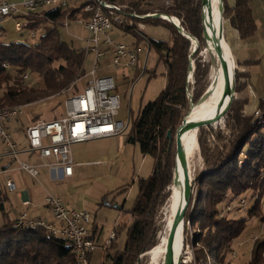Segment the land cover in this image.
<instances>
[{"label":"trees","instance_id":"obj_1","mask_svg":"<svg viewBox=\"0 0 264 264\" xmlns=\"http://www.w3.org/2000/svg\"><path fill=\"white\" fill-rule=\"evenodd\" d=\"M103 1L123 5L128 12L137 15L153 13L146 9L151 0ZM163 1L170 5L162 6L157 13L172 17L178 24L179 19L183 30L193 36L199 46L202 44V35L200 55L202 62L208 63V87L218 68L219 59L206 32L204 12L202 9L200 11L201 0ZM222 5L223 18L238 31L241 39L254 34L255 24L248 0H236L233 9L226 6L225 0H222ZM67 12H70L68 17L71 21L78 17L86 20L90 16L71 6L66 10H43L37 14L39 16L26 19L27 31L37 29L41 23H49L42 35L8 44L0 41V110L34 105L59 96L82 76L83 50L62 42L58 35L57 26L61 25ZM134 21L144 25L161 24L168 29L169 43L146 37L147 43H144L146 50L155 51L158 62L164 65L166 83L157 98L146 103L137 117L128 123L125 141L137 145L141 155L152 159V173L146 179L138 178L136 198L128 213L129 221L121 228L125 234L122 248H118V234L115 233L114 240L102 250L100 264H137L141 255L151 251L160 238H166L172 211L170 194L173 190L171 182L174 168L166 134L169 131L173 139L176 129L189 111V103L198 101L205 91L197 88L189 98V54L191 46H196L195 40L192 39L190 43L170 23L160 18ZM134 29L127 27L120 30L132 35L136 44L142 43L139 35L143 34ZM191 59H195L194 56ZM199 70L196 60L192 73L193 85L199 82ZM135 71L137 74L142 73V69ZM145 71L144 68L143 73ZM245 75L235 70V95L240 89L239 79ZM65 98H56L58 104ZM242 105L243 102L234 96L226 115L229 134L226 137L210 134L207 148L202 143L205 129L197 131V143L201 147L206 169L197 176L198 186L190 217L197 231L193 233L194 244L201 245L196 250L194 264H232V245L252 218L260 222L263 233L253 241L249 258L244 264H264V115L260 112L264 111V104L257 111L260 114L258 119L255 118L257 113L250 117L243 116ZM221 109L222 106L200 120L215 117ZM219 125L221 123H216L213 127ZM212 128L208 127L209 130ZM6 189V186L0 188V211L3 212ZM240 199L246 201L243 211L239 210L238 203L234 206L230 204ZM167 201L165 231L157 239L159 226H156L155 218ZM236 211L243 213L241 216L231 215ZM3 214L6 216L5 212ZM14 222H5L0 226V264H80L67 239L53 236L43 228L16 229L13 227ZM91 255L87 264L91 262Z\"/></svg>","mask_w":264,"mask_h":264},{"label":"built area","instance_id":"obj_2","mask_svg":"<svg viewBox=\"0 0 264 264\" xmlns=\"http://www.w3.org/2000/svg\"><path fill=\"white\" fill-rule=\"evenodd\" d=\"M70 6L90 14L86 20L78 17L73 21L86 31V38L79 41L83 45L82 50L85 55L93 54V64L85 74L88 79L85 86L78 92L66 95L63 116L50 121H35L25 128L24 136L28 144V152L39 160L38 164L32 165L18 160L15 145L4 128L5 122L21 116L23 109L16 107L11 111L0 113V140L9 149V159L16 162L14 170L25 172L33 178L38 175L39 168H46L60 179L71 177L74 165L71 147L74 144L116 136L127 129L129 119L126 122L117 119L120 98L115 93L116 79L111 75H98L100 69L98 60L110 51L112 67L121 74L122 78H127L124 72L129 69H141L140 55L146 48L144 43H147L145 36L138 34L142 38V46L127 45L113 39L110 32L112 28L134 27V31L140 33L144 26L135 23L134 20L154 14L137 15L128 12L123 5L109 4L105 1L104 9H97V6L89 7L88 0H21L20 3L0 1V21L11 19L14 30L21 33L27 30V18L37 17L39 16L37 14L43 10H66ZM69 15L70 12H67L62 23L66 30L69 27ZM34 36L33 31H28V38L32 39ZM5 186L9 191L14 189L11 181H7ZM27 204V201L22 202V205ZM43 204L49 210L50 219H31L22 213L15 220L13 227L18 229L19 225H39L53 236L67 239L77 259H80V264H87L89 255L96 249L92 212L86 209L80 211L67 209L60 198L53 196H46ZM243 206H245L244 199H240L238 202L240 211H243ZM114 238L115 234L111 233L102 249H106Z\"/></svg>","mask_w":264,"mask_h":264},{"label":"crops","instance_id":"obj_3","mask_svg":"<svg viewBox=\"0 0 264 264\" xmlns=\"http://www.w3.org/2000/svg\"><path fill=\"white\" fill-rule=\"evenodd\" d=\"M0 1L11 3L21 2V0ZM235 1L236 0H225L226 6L229 9H233ZM251 1L252 0H248V7L255 24V32L252 36L241 39L238 31L232 28L228 21L226 26L223 27V35L228 54L230 51L229 58L233 60L237 72L246 74V77H241L239 79L240 89L235 95L237 99L243 102L241 113L246 117L254 115L255 112L260 110V106L264 104V8L259 4L251 6ZM260 2L264 4L263 0H260ZM0 27L2 29L1 41L4 44L20 40H10L16 33L20 38L22 37L23 32L20 33L14 30L11 19L1 20ZM115 29L118 30L120 35H123L120 29ZM24 32H26V30ZM129 37L132 41L129 45L142 46V43L136 44V39L132 35ZM102 58L103 61L106 62L107 60L109 63L106 62L107 68L112 66V54L110 51ZM99 70L97 72L98 74ZM124 73L127 74L128 70ZM116 76L120 77L117 78L118 80L124 79L121 77V74H118L115 70V77ZM87 80L88 79H86V82ZM58 102V99L50 98L34 105H24L21 116V118L23 117L22 119L19 118V120L15 119L5 122V131L11 142L15 145L18 160L25 161L32 165L39 163V160L28 152V144L24 136V130L35 121H50L61 117L62 112H60V107H62L61 105L63 102L61 104H58ZM118 137L117 135L74 144L71 147V157L74 164L72 175L64 179L57 178L55 173L48 171L46 168H39L38 175L35 178L29 176L25 172L14 170L16 162L9 159V149L7 145L0 140V188L4 189L7 181H11L14 184V189L12 191L6 189L5 193L6 199L3 205L4 212L6 213V222L16 220L22 213H25L27 217L31 219H50L49 210L44 206L43 200L46 196H56L60 193V185H56L59 183H65L67 185L69 182L72 186L77 185L83 188L82 190H78V197H80L79 201L75 203L72 207L73 209L70 210L80 211L86 209L93 213L95 210L99 211L100 208L105 205L104 202H108L109 198L112 199L107 205V208L111 209L112 205L116 202V197H113L118 194L116 188L122 186L127 180L122 178L120 174L116 176H114V174L112 177L102 175L104 168L109 167L111 172L114 168L112 161L120 156L121 153L127 149V146H130V144L125 141V138L119 140ZM112 143H115L117 146V149L113 151L117 152L114 155H112V151L108 153V147L112 145ZM141 156L142 160L146 157L143 155ZM117 176H120L118 182L112 183L111 181ZM62 186L65 185H61V187ZM23 201H27L28 204L22 205ZM64 206L66 207L65 204ZM118 206L120 207L117 209L115 208L116 210L112 218L113 225L118 224V226L117 229H113L109 233L108 237L111 233H116L118 234L119 240L123 233L121 230L122 226L129 221V210L124 207L123 203ZM10 212L13 214L11 219L9 218ZM100 231V224L93 214V237L96 244L102 236Z\"/></svg>","mask_w":264,"mask_h":264},{"label":"rangeland","instance_id":"obj_4","mask_svg":"<svg viewBox=\"0 0 264 264\" xmlns=\"http://www.w3.org/2000/svg\"><path fill=\"white\" fill-rule=\"evenodd\" d=\"M264 1V0H263ZM79 3H81L79 1ZM255 4H259L261 7L264 8V4L260 2V0H252L250 2L251 6H255ZM170 5L169 2L163 1V0H151L148 2V6L146 9L150 12L157 13L158 10L164 6L168 7ZM200 11H201V4H200ZM160 14V13H158ZM163 15V14H161ZM172 18V17H171ZM177 19V18H176ZM220 20L219 15L217 16V22ZM22 22V20L20 19ZM64 21V19H63ZM62 21V23H63ZM179 22H181L178 19ZM171 22V21H170ZM200 22H201V12H200ZM58 25V35L59 39L70 45L73 46L75 49H82L83 45L80 43L79 39L86 38V31L82 26H78L74 23V21L69 20V28L66 30L63 25ZM172 23V22H171ZM170 23V24H171ZM227 20L223 18V5H222V24L223 27L226 26ZM142 24V23H141ZM49 23H41L40 26L33 30L35 36L33 38H37L38 36L42 35L44 33V28L49 26ZM144 26L143 30H140V33L143 34L146 38L153 40V41H160V42H170V33L167 28L163 27L161 24H142ZM172 26V25H171ZM123 35H120L118 33V30L115 28H112L110 35L113 39L119 40L120 42L129 45L132 41L130 39V35L122 33ZM2 38V37H1ZM0 38V39H1ZM25 40L28 39V31L22 33V37L20 38L19 35L16 33L14 34L13 37L10 38V40ZM31 39V38H30ZM201 41L202 44L198 48V53L194 54V58L192 59L193 62V71L195 69V61L197 60L200 70L198 71V78L199 82L197 85H193V74H191L190 79L187 80V82L190 83V90H189V98L191 99V92L193 90L199 89V91L206 90V87L209 83L208 80V63H203L202 62V57L200 55L201 49L203 47V38L201 35ZM140 44V43H138ZM230 54V51H229ZM228 54V55H229ZM142 55V54H141ZM140 55V62H141V69L145 67V73L141 75V73H136L137 71L133 69H129L127 73V78L118 80L117 78H120L119 76L115 77V70L112 66H109L108 68L106 67V62L103 61V58H100L98 60L100 70L98 75H111L116 78V91L115 93L119 96L120 98V110L119 114L117 116V119L121 121H127L129 119V122L133 121L140 109L148 102L154 101L159 93L163 90L166 79H165V68L162 62H158V55L155 53V51L150 50L147 51L146 48L144 49L143 55ZM147 55V57H146ZM231 56V55H230ZM108 63V62H107ZM93 64V54L88 53L84 54V62H83V69L86 71H83L82 76H80L77 80L73 82V84L63 92L59 94V96H66L70 95L74 92H78L84 87V84L86 82V77L85 73H87ZM109 64V63H108ZM193 71L191 73H193ZM140 74V75H139ZM26 78V76H24ZM59 96H54L51 98H59ZM61 99V97H60ZM193 102V101H192ZM197 102V101H196ZM196 102H193L196 104ZM190 105V103H189ZM60 107V112H62V116L65 113V108L64 106V101L63 104ZM17 107V106H16ZM260 111V110H259ZM262 113V116L264 115V111H260ZM22 116V115H21ZM19 116V118H21ZM23 118V117H22ZM21 118V119H22ZM255 118H260L259 112H257ZM262 118V117H261ZM261 120V119H260ZM206 131L205 136L202 137V143L204 148H207L208 144V139L211 138L210 134H213L214 136L216 135H221L222 137H226L227 134H229L228 129L226 128V117L224 118L223 122L221 125L218 127H213L211 130L208 128H204ZM129 131L125 130L123 133L118 134V139H124ZM197 134V132H196ZM117 136V135H116ZM222 142L224 141V138L221 139ZM122 141V140H121ZM207 143V144H206ZM198 150L195 152L191 158L188 159V167H189V173H190V178H192L195 181L194 185V197L193 201L189 204L185 216H184V226H183V252L181 254V262L184 264H194V259H195V253L196 250L201 248V245H196L194 244V238H193V233L197 232L195 228L193 227L192 222L190 221V217L193 211V206H194V199H195V193L197 190V176L204 172L206 167L204 166L203 163V158L201 155V147L199 143H197ZM119 147V145H118ZM117 149V146L115 143H112L108 147V153L112 151V155L116 154L117 152H113L114 150ZM174 142L171 145V153L173 154V162H174ZM113 169L109 170L108 168H104V172L102 175L104 176H111L114 175H121L122 178H125L126 182L120 186L119 188H116L118 191V194L114 196L113 198L116 197V202L112 205V208H107V205L109 204L110 200L112 198L108 199V202L105 201L103 207L100 208L99 211H93L92 214L96 216L97 222L100 224L102 236L100 240L96 244V249L91 255V262L90 264H100L102 261V253L104 249H102L103 242L104 240L108 237L109 233L113 229H117L118 224L113 225V215L115 210L120 207L118 205L124 204V207L127 208L128 210L131 209L133 206V203L136 198L137 194V181L138 177L142 179L148 178L151 173H152V164L153 161L150 157H144L142 160V156L140 154V151L138 149L137 145H130L127 146V149L123 153H121L120 156H118L116 159L113 161ZM113 176V177H114ZM92 177V176H91ZM96 177V176H95ZM120 176H117L112 180L111 182H118V179ZM101 179V178H100ZM56 185H60V193H58L56 196L53 195V197L60 198L63 202V204L66 205L67 209H73V205L79 201L78 197V190H82L83 188L77 185H73L71 183H59ZM61 185H65L62 186ZM175 195V193H173ZM172 195V196H173ZM173 199V198H172ZM239 202V201H238ZM238 202H232L230 203L231 206L236 205ZM118 204V205H117ZM167 204L168 201L164 204V206L159 210L157 217L155 218L156 221V226H159V231L157 233V239L164 233L165 231V219H166V209H167ZM244 205L246 207V201L244 199ZM243 206V210L245 208ZM116 208V209H115ZM237 212V211H236ZM232 212L231 215H240L243 213L239 212ZM3 211H0V226L6 222L5 215L3 214ZM12 212L9 213V218L11 219L12 217ZM243 216V215H242ZM239 218V216L237 217ZM172 218H170L171 221ZM263 233L262 225L256 218H252L247 221V227L243 231V233L235 240V242L232 245V251H231V262L232 264H244L248 258H249V253H250V248L252 247L253 241L255 238L260 237ZM122 236L120 239L117 241L118 248L121 249L125 240V234L124 231L121 234ZM166 238H160L158 241V245L162 243V241H165ZM165 245V244H163ZM155 246V247H156ZM175 243H174V248L173 252L175 251ZM152 251V250H151ZM151 251L146 252L145 254L141 255L139 258V262L137 264H162L163 263V257L164 255L158 256V257H153V254H151ZM88 262V261H87Z\"/></svg>","mask_w":264,"mask_h":264},{"label":"water","instance_id":"obj_5","mask_svg":"<svg viewBox=\"0 0 264 264\" xmlns=\"http://www.w3.org/2000/svg\"><path fill=\"white\" fill-rule=\"evenodd\" d=\"M220 2V20L218 23H215L214 16L212 13V8L210 5V0H201V9L206 10V16H209L210 22H211V28H212V34L215 39V47L218 51V55L220 57V70H221V76L222 81L224 84L223 91H222V98L220 99L219 106H222L221 111L213 118H207L197 121H188L187 118L192 110V108L195 107V104L191 101L189 106V111L183 118L181 124L178 126V128L175 131L174 137L172 139L170 132L168 131L166 134V138L168 141V149H170L172 142H174V168H173V176H172V182L171 187L175 188L178 182L181 184V191H180V199L178 206L172 216V219L168 225L167 228V236L165 240V248H164V257H163V263L162 264H182L181 258L174 261L173 257V248L174 243L177 237V231L179 226H184V216L186 213V210L189 206V204L193 201L194 197V185L195 181L190 178L189 175V167H188V161L186 157V151L185 147L183 145V135L187 133L190 130H195L196 132L200 128H212L214 124L216 123H222L224 118L226 117L230 106L233 102L234 96H235V66L233 60H231V64L227 62L225 54L224 58L221 56V52H219V49H221V40L224 39L223 35V24H222V0H219ZM163 16L170 19L171 17L168 15H161L158 13H154L150 16L144 17L146 18H160L168 23H171L169 20L164 19ZM202 20V15H201ZM171 25L176 29V31L183 36L185 39L191 42V40H195L196 46H191V51L189 54V66H188V78L191 77V72L193 71V62H192V56L196 54L199 44L198 41L191 36L190 34L186 33L183 28L180 25L179 26L174 25L171 23ZM204 35V34H203ZM190 75V77H189ZM207 88L204 93L201 95V97L198 99L196 104L202 99V96L205 94V92L208 90ZM196 135V142H197V134ZM173 140V141H172ZM173 190L171 191L170 197H172ZM140 258L138 259L139 262ZM137 262V263H138Z\"/></svg>","mask_w":264,"mask_h":264},{"label":"bare ground","instance_id":"obj_6","mask_svg":"<svg viewBox=\"0 0 264 264\" xmlns=\"http://www.w3.org/2000/svg\"><path fill=\"white\" fill-rule=\"evenodd\" d=\"M210 5L212 8V13L214 16L215 23L217 24L218 23L217 22V16L219 15V17H220V12H221L220 2H219V0H210ZM88 6L89 7H96L97 6V9H104V1L88 0ZM203 12H204L206 32H207L208 38H209L215 52L217 54V57L219 59V65H218V68L214 74L212 82L207 87L209 89L202 96V99L197 104H195V107L192 108V110H191V112L187 118L188 121L200 120L201 118H203V117L211 114L212 112H215L216 110H218L220 108L219 102H220V99L222 98V91H223V87H224V84L222 81V76H221V70H220V57H219L218 51L216 50V47H215V39H214L213 34H212L211 22H210L209 16H206V10L205 9H203ZM163 18L171 21L174 25L179 26V24L173 18L168 19L165 16ZM219 52H221V56H223V58H224V54H225L227 62H229V64H231V60L229 58L227 48H226V42L224 39L221 40V49H219ZM17 107H20L21 109H23L24 106H17ZM14 108H16V107H14ZM14 108H8V109L0 110V113H5L7 111H11ZM195 132H196L195 130H190L183 135V145L185 147L187 161L198 150ZM189 175H190V173H189ZM180 191H181V184H180V182H178L177 185L175 186V188H173V193H175V195L172 196L173 199H172L171 218H172V216H173V214H174V212L178 206L179 199H180L179 198L180 197ZM24 227H27L29 229L42 228L39 225H19L18 229H21ZM163 244H165V241H162V243L160 245L151 249L152 250L151 254H153V257H155V258L158 256L162 257V255H164L165 245H163ZM175 245H176L175 251L173 252L174 261L181 258V254L183 252V226L178 227ZM72 251H73L72 253L75 254L74 250H72ZM78 260L80 262V259H78Z\"/></svg>","mask_w":264,"mask_h":264}]
</instances>
